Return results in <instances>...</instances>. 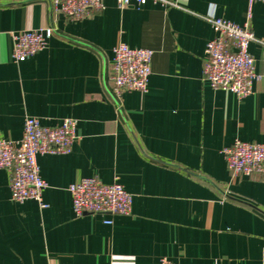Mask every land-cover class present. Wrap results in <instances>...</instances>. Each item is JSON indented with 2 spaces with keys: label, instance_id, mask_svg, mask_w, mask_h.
<instances>
[{
  "label": "crops",
  "instance_id": "obj_1",
  "mask_svg": "<svg viewBox=\"0 0 264 264\" xmlns=\"http://www.w3.org/2000/svg\"><path fill=\"white\" fill-rule=\"evenodd\" d=\"M172 1L103 0L72 20L50 0H0V137L20 138L27 115L77 121L69 152L36 156L46 206L12 200L0 168V264H264V175H233L222 152L264 142V2L249 22L259 78L241 98L203 78L205 17L242 24L247 0ZM46 26L45 48L12 60L11 32ZM118 43L152 50L145 91L112 94ZM87 176L116 178L130 211L76 215L68 186Z\"/></svg>",
  "mask_w": 264,
  "mask_h": 264
},
{
  "label": "built area",
  "instance_id": "obj_2",
  "mask_svg": "<svg viewBox=\"0 0 264 264\" xmlns=\"http://www.w3.org/2000/svg\"><path fill=\"white\" fill-rule=\"evenodd\" d=\"M54 9L72 20L88 16L93 10L104 8L103 0H50ZM148 0H115L119 9L133 4L143 5ZM162 6L176 5L172 0H150ZM256 1L247 0L245 21L242 24L213 14L205 17L210 23L214 36L206 42L202 75L212 89L232 92L238 97L252 93L253 83L259 78L254 69V59L248 51L250 42L256 37L250 28L252 5ZM50 26L11 32V58L20 61L45 48L53 35ZM152 50L130 47L118 43L112 47L111 92L119 96L123 90L147 89L151 74ZM77 121L64 117L56 125H44L38 117L24 118L20 138L0 137V168L9 174L10 197L14 201L27 199L46 206L42 200V190L46 186L39 174L36 156L43 153L62 154L71 150L76 136ZM223 155L227 169L233 175H264V142L235 139L224 147ZM71 207L76 215L85 213L107 214L109 216L127 214L132 203V194L115 178L103 183L96 176L83 177L68 186ZM106 223L112 220L106 219ZM158 264H175L161 257Z\"/></svg>",
  "mask_w": 264,
  "mask_h": 264
}]
</instances>
